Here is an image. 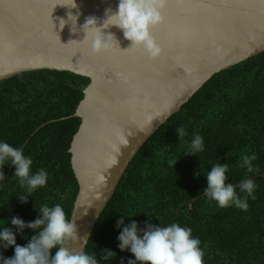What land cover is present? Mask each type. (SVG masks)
<instances>
[{"label": "trees", "instance_id": "obj_1", "mask_svg": "<svg viewBox=\"0 0 264 264\" xmlns=\"http://www.w3.org/2000/svg\"><path fill=\"white\" fill-rule=\"evenodd\" d=\"M89 83L86 77L56 70L26 72L0 82V140L30 156L32 172L43 168L48 173L46 185L28 193L14 176V166H4L0 227L15 231L10 217L34 221L44 204H61L71 219L79 185L69 149L81 124L72 116ZM181 126L186 135L179 140L176 128ZM193 134L204 138V150L187 155ZM252 153L258 171L248 173L239 164ZM170 159L177 161L175 166ZM219 162L229 164L227 182L234 185L264 172V52L215 74L149 138L125 171L85 252L96 254L100 264L135 259L118 247L121 229L116 221L123 215L128 217L125 225L135 220L143 227L148 220L162 227L179 223L191 228L201 241L204 264H264V176L254 179L256 199H248L246 211L220 208L206 197L189 203L203 194L205 175ZM23 196H29L27 203L19 200ZM34 234L25 228L16 235L17 244L26 245ZM105 249L114 252L107 261L101 259ZM0 253L11 258L14 246L0 248Z\"/></svg>", "mask_w": 264, "mask_h": 264}, {"label": "water", "instance_id": "obj_2", "mask_svg": "<svg viewBox=\"0 0 264 264\" xmlns=\"http://www.w3.org/2000/svg\"><path fill=\"white\" fill-rule=\"evenodd\" d=\"M76 4L69 9L71 0H0V82L40 70L90 80L72 116L81 124L69 149L79 185L70 220L86 239L69 240L68 246L80 250L83 245L85 251L125 171L149 138L215 74L264 52V0H166L165 20L152 29L162 48L156 59L127 49L131 42L115 26L105 32L114 33L120 47L92 53L82 41V25L89 16L103 20L118 0ZM69 11L79 13L76 25L68 21ZM61 19L68 21L63 28ZM260 176L264 172L251 179Z\"/></svg>", "mask_w": 264, "mask_h": 264}, {"label": "clouds", "instance_id": "obj_3", "mask_svg": "<svg viewBox=\"0 0 264 264\" xmlns=\"http://www.w3.org/2000/svg\"><path fill=\"white\" fill-rule=\"evenodd\" d=\"M67 7L77 8L76 0H71V6ZM165 7L166 0H118L115 10H105L103 20L94 16L86 18L81 29L85 33L82 41L90 44L94 54L120 47L115 34L111 31L105 32L115 26L123 32L124 38L131 42L127 49L140 50L150 59H156L162 54V48L153 36L152 29L164 22ZM78 16L79 13L73 15L69 11L68 21L76 25ZM68 21L61 19L60 27L63 28ZM176 133L179 140L182 139L186 135L185 127H177ZM203 150L204 138L193 134V138L187 143V155H196ZM256 159L255 153L245 155L239 167L245 168L248 173L258 171L252 163ZM168 163L175 166L177 161L170 159ZM9 164L14 166V176L28 193L46 185L48 173L45 169L32 172V158L26 156L21 148L0 140V182L5 180L3 168ZM228 172V163L214 164L205 175L207 187L202 190L204 196L215 201L220 208L234 206L246 211L249 207L248 199H256L254 192L257 186L254 179L244 180L237 188L233 183L227 182ZM28 197L18 198L22 203H27ZM38 212L40 216L30 222H25L18 216L10 217L8 223L14 226L15 231L13 228L0 227V248L14 246V255L11 258H5L0 253V264H100L97 255L85 252L83 245L80 250L69 248V240L83 241L86 238L78 236L75 221L68 218L61 204L57 203L51 207L44 204ZM125 218L128 217L121 215L116 221V228L121 229L117 236L119 249L129 251L135 257L127 259V264H204L205 253L200 246L201 241L193 236L191 228L183 227L179 223L162 227L160 224H151L148 220L143 222V227L135 220L125 225ZM25 228L34 230L35 234L26 245L21 246L16 242V235L23 233ZM113 253L105 249L101 259L107 261ZM120 264H125L123 257Z\"/></svg>", "mask_w": 264, "mask_h": 264}]
</instances>
